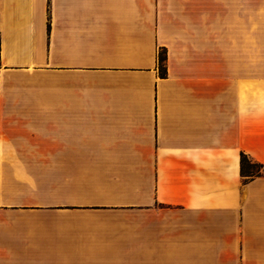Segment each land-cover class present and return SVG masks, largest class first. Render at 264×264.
Here are the masks:
<instances>
[{
    "label": "crops",
    "instance_id": "1",
    "mask_svg": "<svg viewBox=\"0 0 264 264\" xmlns=\"http://www.w3.org/2000/svg\"><path fill=\"white\" fill-rule=\"evenodd\" d=\"M259 14L0 0V264H264Z\"/></svg>",
    "mask_w": 264,
    "mask_h": 264
},
{
    "label": "trees",
    "instance_id": "2",
    "mask_svg": "<svg viewBox=\"0 0 264 264\" xmlns=\"http://www.w3.org/2000/svg\"><path fill=\"white\" fill-rule=\"evenodd\" d=\"M165 52L164 50H160L157 53V67L159 71V75L163 76L165 74ZM240 166H241V175L243 178L251 179L257 175H259V171L257 168H260L259 165L251 163L244 155H241L240 158Z\"/></svg>",
    "mask_w": 264,
    "mask_h": 264
},
{
    "label": "rangeland",
    "instance_id": "3",
    "mask_svg": "<svg viewBox=\"0 0 264 264\" xmlns=\"http://www.w3.org/2000/svg\"><path fill=\"white\" fill-rule=\"evenodd\" d=\"M258 53L264 54V14L258 15ZM259 69H264V62L259 61ZM260 171V168L256 169Z\"/></svg>",
    "mask_w": 264,
    "mask_h": 264
},
{
    "label": "built area",
    "instance_id": "4",
    "mask_svg": "<svg viewBox=\"0 0 264 264\" xmlns=\"http://www.w3.org/2000/svg\"><path fill=\"white\" fill-rule=\"evenodd\" d=\"M264 168V167H263Z\"/></svg>",
    "mask_w": 264,
    "mask_h": 264
}]
</instances>
